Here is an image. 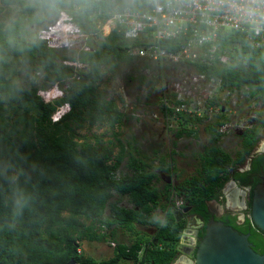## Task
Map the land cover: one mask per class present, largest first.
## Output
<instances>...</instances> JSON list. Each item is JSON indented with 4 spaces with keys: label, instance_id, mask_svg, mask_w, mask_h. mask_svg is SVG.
<instances>
[{
    "label": "trees",
    "instance_id": "obj_1",
    "mask_svg": "<svg viewBox=\"0 0 264 264\" xmlns=\"http://www.w3.org/2000/svg\"><path fill=\"white\" fill-rule=\"evenodd\" d=\"M36 1L34 4L28 0H1L3 5L15 7L18 18L8 25L0 22V264H68L72 259L76 264H121L135 260L143 243L151 244L146 262L176 264L185 222H178L171 212L172 189L184 197L185 204L193 206L192 211L203 214L207 223L212 215L207 200L217 198L229 169L251 154L260 128L246 130L242 148L234 156L218 143L222 134L217 128L226 117L207 124L205 131L211 143L203 155V181L194 175L177 184L164 178L165 182L157 185L158 174L165 171L167 164L164 155L156 166L141 158L130 159L129 170H121L128 154L121 140L115 158L110 153H101L90 136L79 130L84 128L87 118L94 125L106 120L108 112L112 124L120 120L122 113L117 103L100 92L98 81L105 69L127 60L130 44H141L139 41H128L117 30L99 41H90L89 49L81 55L86 67L78 69L80 79L74 78L71 86L63 89V95L50 101L32 81L24 87L12 75L25 71V77L30 79L31 72L38 69L45 72L48 80L63 85L76 74L75 66L67 64L62 59L66 57L59 56L55 48L42 40L25 38L29 32L27 25L39 21L41 11L76 5L79 7L76 16H67L65 20L74 21L86 30L89 25L83 22L85 18L94 19L96 24L104 23L107 11L115 4L138 11L147 8L148 0ZM94 23L90 27L97 30ZM100 33L103 35L102 30ZM221 36L234 61L228 65L195 63V66L199 71L223 77L236 87L256 86L264 102V51L245 46L239 34L226 32ZM244 59L248 67L242 64ZM143 63L145 67L150 65L147 61ZM18 64L22 67L17 71ZM48 86L44 84L41 88L47 90ZM66 104L69 110L55 118L58 108ZM183 132L190 135L195 130L185 129L177 136ZM92 137L101 138L96 134ZM262 168L264 154L254 158L250 171L236 173V177L245 183L247 176H255L251 183L255 188L262 181L259 175ZM120 197H127L132 205L121 204ZM158 209L165 212L163 218L158 216ZM222 220L248 233L254 250L264 254V232L250 218L241 226L236 216H224ZM104 227L109 232H102ZM139 227L152 229L153 234ZM118 228L134 235L131 244L117 239ZM205 231L204 228L202 236ZM109 238L119 243L108 259L84 258L78 251L83 240L107 242Z\"/></svg>",
    "mask_w": 264,
    "mask_h": 264
},
{
    "label": "built area",
    "instance_id": "obj_2",
    "mask_svg": "<svg viewBox=\"0 0 264 264\" xmlns=\"http://www.w3.org/2000/svg\"><path fill=\"white\" fill-rule=\"evenodd\" d=\"M107 14L104 23L110 28L108 34L117 30L126 40L139 41L141 44H130L128 56L147 61L150 65L145 69L161 78V110L169 137L174 134L178 137L185 129L198 130V122H209L214 117L216 121L226 117L217 129L221 134L228 133L231 122L227 119L230 116L227 111L235 115L237 110H245V105L257 104V109L248 117L258 116L263 100L256 86L236 87L223 77L199 71L195 63L231 64L234 57L221 41V34L226 32L239 34L248 48L264 51V0H148L144 10L135 11L117 3ZM52 33L49 31L45 35L49 46H55L50 40ZM66 63L75 65V62ZM242 64L248 67L246 59ZM74 78L80 79V76L75 74L64 81L63 89L69 88ZM56 88L58 94L63 93V89ZM183 134L188 135L187 132ZM116 176L119 177L120 172ZM171 204L177 208L184 205V199L175 189H172ZM102 232L109 230L104 227ZM107 242L113 250L119 243L111 238ZM150 248V243H143L137 258L125 264H151L145 261ZM78 251L82 254L81 247Z\"/></svg>",
    "mask_w": 264,
    "mask_h": 264
},
{
    "label": "rangeland",
    "instance_id": "obj_3",
    "mask_svg": "<svg viewBox=\"0 0 264 264\" xmlns=\"http://www.w3.org/2000/svg\"><path fill=\"white\" fill-rule=\"evenodd\" d=\"M28 1L34 4L37 3L36 0ZM78 10L79 7L76 5L73 7L67 5L58 10L41 11L38 14L40 20L33 24H28L27 30L29 32L25 35L28 40L49 41L45 38V35L47 32L53 31L50 35V37L52 36L50 40L55 42L54 47L57 54L65 56L66 58L61 57L65 62L71 63L75 60L74 71L76 74L79 68L86 66L81 60V55L84 50L89 49L90 41L96 42L104 38L100 30L103 31L104 35H108L110 31L107 24L105 25V23L103 24L100 21L99 23L97 21L96 24L94 19L93 21L88 18L83 20L86 25H89L86 30L81 28L80 30L74 21L65 20L67 16H76ZM17 18L18 11L15 7L3 5L0 0V22H5L8 25ZM64 22H67L66 25H63ZM91 23L96 24L97 30L90 27ZM45 31L47 32L44 33ZM60 31H65L66 33ZM142 62L143 60L137 57H128L127 60L117 61L116 64L104 70L101 80L98 81L99 90L117 103L118 110L122 113V116L115 124L108 120L110 112L105 115L106 120L97 121L94 125L87 118L84 128L79 130V132L89 135L90 141L101 153H110L115 158L119 154V142L121 140L126 145L128 152L122 165L124 171L129 170L130 159L141 158L146 162H153L156 166L160 163V156L164 155L167 161L164 166L165 171L158 174L159 180L157 179L158 181L155 183L161 186L165 182L163 179L166 178L168 181L167 176H171L174 183L177 184L193 175H197L201 171L203 162L201 154L206 147L205 145L210 143L205 127L207 124L215 123L216 120L214 117L209 122H198V130L188 136L183 134L182 137H176L174 134L169 137L168 125L162 117L161 110V78L151 75L152 72L147 71ZM21 67V64H18L16 70H20ZM12 78L24 87L29 86L30 81H32V85L39 90L42 89V85L47 84L49 86L46 91H53L55 94H57V86L61 87V89L64 87V82L61 85L58 81L48 80L45 72L43 70L38 71V69L31 72L30 79L25 77V71H22L21 74L14 73ZM49 95H47L48 98L51 96ZM262 106L261 109H263ZM244 108L245 110H237L235 115L230 110L227 111L231 117L233 116L229 120L235 124L233 128L238 129L231 133H223L219 137L218 143L232 154L239 150L242 139L240 131L244 127V120L248 115H251L253 110L257 109V104L245 105ZM63 111L65 109H62L61 113ZM94 134L101 136L100 140L92 137ZM263 141L264 131L261 132L258 142L262 143ZM230 193L234 192H229L227 194L228 197H230ZM117 197L119 198V196ZM120 198L122 199L121 204L131 206L127 197ZM164 213L161 209L157 211L159 217H163ZM139 229L143 232L147 231V234H153L152 229L144 227H139ZM117 230L119 240L126 244H131L130 241L132 239L130 240V238L134 237V235L122 228ZM80 247L84 258L104 260L113 255V248L108 242H97L87 239L81 241ZM121 264L125 263L121 262Z\"/></svg>",
    "mask_w": 264,
    "mask_h": 264
},
{
    "label": "flooded vegetation",
    "instance_id": "obj_4",
    "mask_svg": "<svg viewBox=\"0 0 264 264\" xmlns=\"http://www.w3.org/2000/svg\"><path fill=\"white\" fill-rule=\"evenodd\" d=\"M262 105H263L262 106L263 109L258 111L257 117H246L245 118L244 127L240 131L242 139L240 141L239 150L242 148L243 136L246 130L252 129L254 127L260 128L258 141L260 140V134L262 131H264V102L262 103ZM232 117L228 116L227 117L228 121ZM233 126H235V124L231 122L228 128V131L230 133L238 129V128H233ZM258 141L254 145L251 151V154L247 156L245 161H243L242 163H238L237 165L229 169L227 173L228 178L226 179L224 187L219 189V194L217 198L207 200L208 211L212 214L210 218L208 219L207 223H206L205 216L199 212L192 211L193 206L185 204L186 201L184 197L182 196V198L184 199V205L182 206V209L186 207H191V210L184 214V219L182 220L185 222V227L182 230V237H181L180 244H179L180 252L176 260V264H195L196 263L198 250L202 244V241L204 240L207 234V229L212 219H214L215 221H221L225 223L224 220H222L224 216H228V215L236 216L237 224L241 226L242 224L246 222L247 218H250L253 224L258 229H260L254 223V220L252 217V204H253V200H254L258 186H260L261 184H264V168H262V170L260 171L261 173L259 174L262 181L259 184H257L255 188H253L251 184L255 180V176L253 175L247 176V182L245 183L241 179L236 177V173L250 171L253 167L254 158L261 154H264V141L262 143L261 142L259 143ZM210 143L208 145H210ZM208 145H205V146H208ZM204 151H205V148L203 149L202 154H201L202 158L204 155ZM237 151L238 150L235 151V154ZM235 154L233 155L235 156ZM199 173L197 174V176L198 177L200 176V178H202V181L205 180V178L202 177V172L200 171ZM170 180H172L171 176L168 177V182H170ZM231 191H233L234 193H230L229 194L230 197H228L227 194ZM188 216H192V218L190 219L188 218ZM225 225L231 226L226 223ZM231 227L235 229L233 226ZM204 228L206 229V231H205V235L202 236L201 233L204 231ZM235 230L238 231L240 234L248 235V240H249L250 235L248 233H242L237 229ZM250 244H251V247L253 248V245L251 242Z\"/></svg>",
    "mask_w": 264,
    "mask_h": 264
},
{
    "label": "water",
    "instance_id": "obj_5",
    "mask_svg": "<svg viewBox=\"0 0 264 264\" xmlns=\"http://www.w3.org/2000/svg\"><path fill=\"white\" fill-rule=\"evenodd\" d=\"M191 207H172L171 212L178 222ZM254 223L264 231V184L258 186L252 204ZM192 218V216H188ZM201 218V217H199ZM68 264H76L72 259ZM195 264H264V254L251 247L248 235L240 234L231 226L212 219L207 234L197 253Z\"/></svg>",
    "mask_w": 264,
    "mask_h": 264
},
{
    "label": "clouds",
    "instance_id": "obj_6",
    "mask_svg": "<svg viewBox=\"0 0 264 264\" xmlns=\"http://www.w3.org/2000/svg\"><path fill=\"white\" fill-rule=\"evenodd\" d=\"M67 23V22H66ZM67 37V36H66ZM42 41H44L47 45H48V43H47V41H45V40H42ZM49 46V45H48ZM51 47H53V48H55L54 46H51ZM56 49V48H55ZM74 62H75V60H73ZM72 61V62H73ZM61 88L59 87V90H60ZM62 89H63V87H62ZM40 91H44L45 93H41ZM46 92H48V91H46V90H39V93L47 100V101H50V100H52V99H54V98H57V97H59V96H61V95H63V93H60V94H58V89H57V94H55L54 92H52V91H50V98H48L47 97V95H48V93H46ZM52 92V93H51ZM63 92H64V90H63ZM62 109H65V111H63L62 113L60 112V114L58 113V111L59 110H61L62 111ZM69 110V104H66V105H64V106H61V107H59L58 108V110H57V112L55 113V116H56V118H58V117H60V116H62L65 112H67ZM57 114V115H56ZM180 209H182V208H180Z\"/></svg>",
    "mask_w": 264,
    "mask_h": 264
},
{
    "label": "crops",
    "instance_id": "obj_7",
    "mask_svg": "<svg viewBox=\"0 0 264 264\" xmlns=\"http://www.w3.org/2000/svg\"><path fill=\"white\" fill-rule=\"evenodd\" d=\"M124 162V161H123ZM122 165H123V163H122ZM129 166V165H128ZM121 170H123L122 169V166H121ZM164 215H165V213H164ZM164 217V216H163ZM163 217H160V218H163ZM118 234V233H117ZM117 239L119 240V236H117ZM132 239V241H130V243L131 242H133V240L135 239V237H132V238H130V240ZM120 241V240H119ZM122 242V241H121ZM113 252H114V250H113Z\"/></svg>",
    "mask_w": 264,
    "mask_h": 264
},
{
    "label": "bare ground",
    "instance_id": "obj_8",
    "mask_svg": "<svg viewBox=\"0 0 264 264\" xmlns=\"http://www.w3.org/2000/svg\"><path fill=\"white\" fill-rule=\"evenodd\" d=\"M52 92H53V91H52ZM52 92H51V93H52Z\"/></svg>",
    "mask_w": 264,
    "mask_h": 264
}]
</instances>
